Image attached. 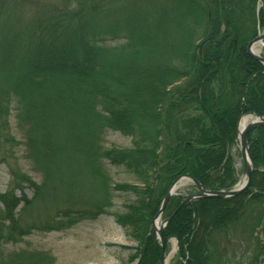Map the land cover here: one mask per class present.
<instances>
[{
	"label": "trees",
	"instance_id": "1",
	"mask_svg": "<svg viewBox=\"0 0 264 264\" xmlns=\"http://www.w3.org/2000/svg\"><path fill=\"white\" fill-rule=\"evenodd\" d=\"M111 2L64 0L19 27L8 17L10 0H0V19L8 18L0 21V127L6 129L15 110L27 158L40 180L8 167L13 185L0 190V264H54L47 252L2 247L34 231L63 230L105 213L137 242L132 261L161 264L153 222L173 182L184 174L213 190L238 182L232 148L239 119L249 113L264 117V66L247 52L264 27L259 0H133L120 17L107 18L103 13ZM179 18L189 22L183 31ZM118 39L124 42H106ZM159 42L164 58L156 51ZM53 94L57 102L76 107L79 123L56 113ZM76 124L71 137L64 132L59 137L58 129ZM108 129L131 137L133 146L105 147ZM248 139L253 163L248 190L193 201L175 215L183 196L168 201L165 217L173 216L165 236L179 243L171 264H222L220 257L214 260L216 238L239 224L256 242L255 259L264 254L255 233L261 227L264 235V127ZM78 155L89 168L84 176L96 185L90 209L72 213L68 206L50 220L23 218L36 201L58 196L51 190L57 169L51 164L72 163ZM105 160L124 166L139 182L113 187L136 196L124 212L110 210L113 188L103 171ZM77 176H70L76 184ZM65 185L66 191L74 187L70 181Z\"/></svg>",
	"mask_w": 264,
	"mask_h": 264
},
{
	"label": "rangeland",
	"instance_id": "2",
	"mask_svg": "<svg viewBox=\"0 0 264 264\" xmlns=\"http://www.w3.org/2000/svg\"><path fill=\"white\" fill-rule=\"evenodd\" d=\"M63 2L64 0H10L9 5H11V10L9 11L8 17L11 23L17 24L19 27H25L36 14L44 12L52 6H60ZM132 2L133 0H112L110 8H106L103 15L107 18H114L115 13V18L118 16L120 17L122 13L129 8ZM161 2L165 4L164 1ZM4 19H8L7 14L3 16L2 20ZM2 20L0 19V21ZM178 23L182 31L184 27H189V22L187 20L184 22L180 20ZM177 29L178 28L175 27L172 30V34L176 33L175 35L180 39L182 33L180 34ZM263 33L264 27L258 30V35ZM160 41H162V39H160ZM106 42L107 44L115 45L124 42V39H118V41L109 40ZM163 46V42H159L156 45V51H158V54L162 55V58L165 56ZM145 48L146 47L143 49ZM260 48L263 49L261 45H257V49ZM151 50L152 49L148 51L149 54H151ZM28 52L29 50H26V53ZM24 54V52L21 54L22 60ZM15 61L16 59L11 58L10 64H14ZM20 63L22 64V61ZM8 66H6L5 71H7ZM56 96L55 94L51 96V103L56 113H60L59 116L62 119L69 118L73 122L79 123L80 115L75 112L76 107L74 106L72 109L69 106L66 107V104L55 100ZM15 112V110L11 111L12 114L8 119L9 121L6 123V129H3L2 126L0 127V190L2 191L7 190L13 185V178L8 171V167L14 168L15 171L19 173L26 172L39 180L38 175L32 169L31 161L27 158L23 134L17 126ZM2 118L5 120L6 115ZM63 124L62 122L60 125ZM78 127V124H76L75 128H66V131L64 128H60L57 133H60L59 137L62 139L65 137L64 133L71 137ZM102 144L107 148H128L133 146V139L120 132L108 129L103 135ZM232 155L235 159L238 181H241L244 175V169L239 145L237 143L232 148ZM80 156L81 155L74 157L72 163L68 162V160H61L58 163L55 160L54 163L51 164L57 167L54 173L52 170L53 180L50 185L53 186L51 190L54 193L57 192L58 196L54 197L48 195L44 201H36L28 211L23 213V218L29 221H34L36 218L40 220H50L49 218H51V216L56 215L61 209H65L68 206L72 213H74V210L77 208L90 209L91 206L88 203L91 201L89 202L88 200L95 197L93 189L96 185L89 180L88 176H84L86 170L89 168L88 165H85L86 159H82ZM103 166V171L109 178L108 184L111 188L116 184L123 183L139 184L136 176L129 172L124 166L112 165L107 160L104 161ZM74 171H81V175L77 176L73 174ZM72 175L77 176V184L75 178L70 177ZM69 181L73 183L74 187L73 189L71 188L72 190L66 191L67 185L65 184L67 182L69 183ZM190 183L186 181L175 193L182 195L183 199H185L187 195L195 193V189ZM67 192H69L70 195L74 192L76 195L75 198L71 200L65 197L64 195ZM112 192L113 203L110 208L112 212L126 211V205L133 202L136 198L132 192L117 191L114 190V188ZM60 195H63L64 198ZM183 206L178 208L173 215ZM165 218L164 211L163 216L160 217L157 222L162 224ZM234 228L235 229H229L228 231L218 234V238H216V251L219 252V255H216L214 260L216 261V259L220 257L222 264H264V254L259 256L258 259H255L256 242L250 239L245 231L242 230L243 226L239 224ZM255 233L259 236V241L264 245L262 228H256ZM136 246L137 242L129 236L127 230L116 222L114 216L110 213H105L99 215L94 220H83L63 230L34 231L17 243L4 244L2 250L13 252L26 249L47 252L54 257V264H136V261L131 260V256L135 253ZM171 253L172 257L169 264H171L176 253V241L174 239H170L169 241L167 256L169 257Z\"/></svg>",
	"mask_w": 264,
	"mask_h": 264
},
{
	"label": "water",
	"instance_id": "3",
	"mask_svg": "<svg viewBox=\"0 0 264 264\" xmlns=\"http://www.w3.org/2000/svg\"><path fill=\"white\" fill-rule=\"evenodd\" d=\"M262 5L264 6V0H260ZM264 41V33L261 35H258L254 40H252L247 47V52L248 54L257 60L258 62L264 64V56H262L260 53L256 52L254 49V46L258 42H263ZM264 126V118L260 117L258 115H254V118L241 130L240 127L238 128V139H239V146H240V153L241 157L243 160L244 164V175L243 179L235 186V188L230 189V190H212L208 189L205 186H203L199 181H197L194 177L191 175H182L178 177L173 185L170 187L169 191L165 195L162 206L160 211L155 217L154 223H153V228L156 233L157 239L161 243L162 251H161V257H160V262L161 264H167V257H166V252H167V245L169 239L165 236V227L169 223L172 217H168L163 221L161 224V227H157V220L160 219V217L163 215L166 205L171 198V196L174 194V191L177 187V185L184 179H187L191 181V183L199 190V193L197 194H191L187 195L185 199L182 201L181 206L192 202L193 200H199L203 198H208V197H216V198H229L233 196L240 195L247 189L252 184V175H253V165L251 161V156H250V147H249V142H248V134L253 130V129H258L260 127ZM179 207V208H180Z\"/></svg>",
	"mask_w": 264,
	"mask_h": 264
},
{
	"label": "bare ground",
	"instance_id": "4",
	"mask_svg": "<svg viewBox=\"0 0 264 264\" xmlns=\"http://www.w3.org/2000/svg\"><path fill=\"white\" fill-rule=\"evenodd\" d=\"M243 103L245 102L244 101V99H243V101H242ZM249 120H250V117L249 116H247V115H243L242 116V119H241V122H240V129L242 130L247 124H248V122H249ZM184 175H186V174H184ZM182 176V175H181ZM180 177V176H179ZM170 189V188H169ZM169 189H168V191H169ZM167 191V192H168ZM167 194V193H166ZM156 226L159 228V227H161V224H159L158 222H157V224H156ZM157 238V237H156ZM161 245V244H160ZM162 248V247H161ZM162 251V250H161ZM172 257V253L169 255V257H168V260H167V264L169 263V260H170V258Z\"/></svg>",
	"mask_w": 264,
	"mask_h": 264
}]
</instances>
